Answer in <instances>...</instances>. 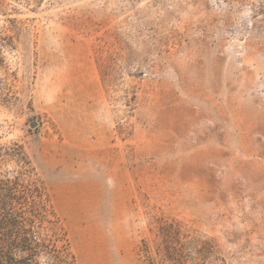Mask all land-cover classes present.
I'll return each mask as SVG.
<instances>
[{"label":"rangeland","instance_id":"obj_1","mask_svg":"<svg viewBox=\"0 0 264 264\" xmlns=\"http://www.w3.org/2000/svg\"><path fill=\"white\" fill-rule=\"evenodd\" d=\"M75 264H264V0H0V145ZM8 164V169L13 168Z\"/></svg>","mask_w":264,"mask_h":264},{"label":"trees","instance_id":"obj_2","mask_svg":"<svg viewBox=\"0 0 264 264\" xmlns=\"http://www.w3.org/2000/svg\"><path fill=\"white\" fill-rule=\"evenodd\" d=\"M13 168L8 169V164ZM163 264H188L193 241L175 221L159 226ZM145 264H157L143 241ZM66 228L23 146L0 145V264H75Z\"/></svg>","mask_w":264,"mask_h":264}]
</instances>
